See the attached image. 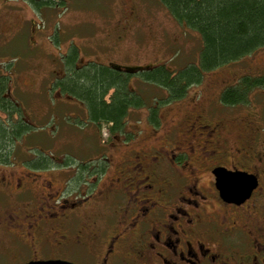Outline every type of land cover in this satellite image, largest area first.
<instances>
[{
    "label": "flooded vegetation",
    "instance_id": "af4514ba",
    "mask_svg": "<svg viewBox=\"0 0 264 264\" xmlns=\"http://www.w3.org/2000/svg\"><path fill=\"white\" fill-rule=\"evenodd\" d=\"M171 124L163 130L174 138L147 137V151L123 141L109 176L110 164L93 175L32 170L24 157L0 164V264H264L260 127L248 121L229 141L216 115ZM217 170L253 175L257 187L237 205L221 197Z\"/></svg>",
    "mask_w": 264,
    "mask_h": 264
},
{
    "label": "rangeland",
    "instance_id": "374dc122",
    "mask_svg": "<svg viewBox=\"0 0 264 264\" xmlns=\"http://www.w3.org/2000/svg\"><path fill=\"white\" fill-rule=\"evenodd\" d=\"M46 1L50 0H0V70L11 77V98L22 107L24 120L34 128L20 140L18 154L45 151L55 162L53 165L69 162L65 168L68 171H77L80 163H91L102 155L110 164L105 172L109 176L127 153V146L119 137L107 142L106 132L91 124L75 125L72 115H82L81 106L52 89L54 80L62 75L68 51L74 46L80 63L92 61L124 71L158 65L178 69L197 62L201 41L157 0H52V4H45ZM261 73L264 48L205 74L201 84L191 87L183 99L159 109L162 127L157 131L148 126L147 107L130 112L127 124L135 134L131 146L147 151V137L171 135L173 139L176 130L165 134L164 123L172 120L171 127L180 130L185 119L197 114L206 120L213 115L221 119L229 141V135L246 130L249 121L254 129L260 127L257 144H261L264 89L255 90L244 106L226 107L219 100L222 88L244 74ZM131 86L146 97L148 106L164 95L163 90L142 84L136 77ZM26 155L23 157L32 158ZM174 156L184 159L180 154ZM16 167H21L19 162ZM62 170L51 171L57 184L59 178L55 176Z\"/></svg>",
    "mask_w": 264,
    "mask_h": 264
},
{
    "label": "trees",
    "instance_id": "16d2710c",
    "mask_svg": "<svg viewBox=\"0 0 264 264\" xmlns=\"http://www.w3.org/2000/svg\"><path fill=\"white\" fill-rule=\"evenodd\" d=\"M180 25L198 34L201 47L198 60L178 69L158 65L133 73L116 66L92 61L80 63L73 46L62 65V75L52 89L81 106L82 115L73 114L75 125H93L106 132L107 142L115 137L132 141L127 119L130 112L147 107L148 122L159 125V109L183 99L191 87L201 84L205 74L232 65L264 48V0H157ZM45 4H52V0ZM164 91L162 98L148 106L145 96L131 86L133 79ZM11 77L0 70V164L18 157L19 142L34 128L24 120V110L11 98ZM223 89V88H222ZM219 92L226 107L244 106L255 90L264 89V73L244 74ZM160 103V104H159ZM71 117L69 118V120ZM24 154L19 155L23 157ZM25 158L32 170L69 166L56 165L45 151L34 150ZM69 164V165H67ZM108 162L96 156L91 163H80L77 173H103Z\"/></svg>",
    "mask_w": 264,
    "mask_h": 264
},
{
    "label": "water",
    "instance_id": "95a60500",
    "mask_svg": "<svg viewBox=\"0 0 264 264\" xmlns=\"http://www.w3.org/2000/svg\"><path fill=\"white\" fill-rule=\"evenodd\" d=\"M126 72L133 73L135 71L125 70ZM216 186L220 191L222 198L228 201H234L238 204L247 200L251 192L257 187V180L255 176L245 172L229 173L222 170L215 172ZM28 264H69L63 261H43V262H30Z\"/></svg>",
    "mask_w": 264,
    "mask_h": 264
}]
</instances>
